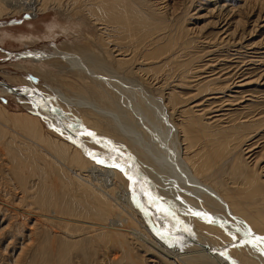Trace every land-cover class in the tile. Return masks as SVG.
<instances>
[{
  "label": "bare ground",
  "instance_id": "obj_1",
  "mask_svg": "<svg viewBox=\"0 0 264 264\" xmlns=\"http://www.w3.org/2000/svg\"><path fill=\"white\" fill-rule=\"evenodd\" d=\"M159 4L155 0H0V18L23 12L36 18L39 14L51 10L55 12L56 17L47 24L49 31L44 37L57 40L58 33L62 32L64 40L61 44L55 43L53 50L49 52L17 53L19 58L24 59L23 62L31 59L28 61L35 73L45 76L51 82L47 81L44 88L30 82V89L21 93L5 80L0 79V90L7 91L6 88H9L18 94L35 96L47 114L55 119L58 128L73 142L69 144L54 137L53 134L50 136L42 130L43 126H39V118L36 116L24 110L11 111L0 103V122L4 124L12 122L14 126L17 124L21 127L20 130H26L27 135L25 136L23 131L17 128L16 131L22 132L23 135L19 134L25 140L19 139L21 136L18 139L13 138L18 136L11 134L9 139H4L8 142L3 141V144H8V147L10 143L15 145L7 147L5 151L0 147V150L7 151L12 159L11 162L14 163L13 168L20 184L25 187L21 200L25 201L30 193L40 204V209L38 211L24 209L17 204L4 201L1 204L17 212V215L28 219L34 217L35 224L38 221L59 223L68 230L75 226L76 230L73 232L85 228L100 230L103 234L99 235L98 240L101 241L105 240L106 234L123 240L125 244L126 241L133 242V239L141 238L144 244H150L153 249L161 252L164 248L154 240V231L167 239H171L168 237L169 234L175 233L177 236L174 237L177 239L175 242L182 244L179 250L181 252L173 250L170 252L172 256L166 253L165 257L174 258L178 264H180L179 258L187 261L186 264H264V251L261 250L264 249V244L254 241L259 245L254 247L252 243L246 242L249 237L245 235L250 230L255 236L264 237V165H262L264 149H261L259 156L251 159L255 155L252 151L257 146H254L256 142L252 143V140L263 130L264 112H259V116L256 115L258 117L253 119L248 117L249 119L234 121L232 117L230 121L234 122H229L231 124L226 126L212 125L220 119L210 118L213 121L211 122L210 116L206 117L211 109H207L206 105L201 107V110L197 107L212 98H216L215 102L221 101L220 97H215L216 94L225 91L235 81L222 82V76L212 68L215 66L213 63L195 65L196 58H199L197 61L200 62L201 58L205 57L193 51V47L197 44L196 37H193L195 35L191 36L194 28L177 19L175 13L172 14L170 10L160 8ZM216 5L214 10L219 13L217 15L224 17L222 21L228 24L225 33L230 31L224 37L219 35L216 41L219 40L228 48L239 45L238 50L245 47L254 51L257 46L264 43L263 40L258 43L243 41L256 31L255 26H258L260 18L264 17L262 13L258 14L253 25L252 21L240 15V9L228 8L225 3L216 2ZM247 23L252 24L253 28L247 33L245 31L241 33L240 29ZM261 27H264V24ZM202 30L199 31V38L204 35ZM9 36L8 29L0 30V42ZM17 38L22 45L27 46H34L42 39L33 34H21ZM208 41L210 43V40ZM260 49H264V46ZM261 53H264V50ZM87 60H91L92 63L87 64ZM212 61L214 60H209ZM260 62L263 63L264 59ZM244 63L243 65L246 64ZM18 66L25 70L30 69L26 64L19 63ZM208 69L210 73H207ZM240 69L242 67L238 70ZM238 70L235 71L234 76L239 74ZM70 72L71 74L76 72L79 77L81 76L82 83L69 79L67 74ZM110 72L120 74L121 80L135 78L141 82L150 79L155 81L159 94L157 99L163 111H167L170 115L173 126L169 136H171L172 158L175 159L174 165L184 175L183 178L188 186H192L191 188L196 192L193 194L198 195L195 199L192 192V197L190 193L184 192L190 194H185L186 198L185 196L184 198L193 204V208L202 207L201 209L204 210L200 212L201 215H197L195 209L189 210L192 213L196 211L194 213L196 216L179 215L173 208L168 209L165 202L156 199L153 201L147 193L148 188L141 183L140 176L143 174L147 177L149 173L146 167L153 169L155 166L150 167L154 163L148 160L142 149L141 151L130 141L131 138L130 140L127 138L128 130L124 132L128 136L121 132L123 129L121 126L124 124L137 128L135 123H138L136 120L140 117L151 124H155L157 118L154 119L155 115L148 107L146 97L136 99L141 101L135 104L136 112H126L122 109L124 100L120 92L121 87L116 85L117 91L113 84L96 77V75L107 77ZM236 84L243 87L251 84V81L240 79ZM61 85L76 91L73 94L76 97L68 94ZM188 85L196 86L194 94L186 95L179 90L189 87ZM47 95L54 103L48 101ZM82 98H86L84 110L68 109L65 105ZM201 98L205 99L197 102L199 101L197 99ZM231 102L230 106H232ZM219 104H215L217 108L213 109L220 110L222 106ZM61 107L68 110V113H63L59 109ZM67 118H73V121L79 123L80 127H75L82 132H76L75 128L68 124ZM5 125H0V132L6 137L8 132L5 130ZM137 129L140 131L139 127ZM88 132L95 135L89 136ZM142 134L143 137H147L146 131ZM104 137L112 144L120 146L124 153L93 149L92 145H96L98 139ZM0 142L2 143V140ZM248 153L251 155L246 157ZM99 162H105L118 169L112 170V178L108 177L109 183L108 181L100 183L101 178L98 181L92 178ZM117 163L119 167L116 166ZM158 165L160 167L159 163ZM162 171L159 170V173ZM227 174L230 179L225 178ZM129 176L132 177L131 180ZM31 178L35 180L32 183ZM121 183L123 185H120ZM161 184L160 186L163 185ZM128 185L135 192L144 193L142 200L146 207L145 223L147 220L149 227L154 229V231L150 230L152 234L148 232V238L143 235L145 231L127 216L129 212L132 213L131 209H128L132 208L130 204L127 203L129 205L128 207L125 205L126 210L123 211V200H119L117 197L120 196H116L119 191L115 192L121 188L120 186H125L128 190ZM188 186L185 185L183 188L188 189ZM32 191L35 193H31ZM189 205L190 203L186 209ZM47 206H58L64 213H47L45 212ZM199 207L198 209L201 210ZM118 220L120 223H117ZM166 260L174 264L169 259Z\"/></svg>",
  "mask_w": 264,
  "mask_h": 264
},
{
  "label": "rangeland",
  "instance_id": "obj_2",
  "mask_svg": "<svg viewBox=\"0 0 264 264\" xmlns=\"http://www.w3.org/2000/svg\"><path fill=\"white\" fill-rule=\"evenodd\" d=\"M155 1H158L160 3L159 4L160 8H162L163 10L167 9V11L170 10L169 12H172V14L175 13L174 15L177 16V19H181L182 21H184L186 24H188V27L191 26V28H194L193 29L194 31L192 32L191 36H193V34L195 35L193 37H196L197 44L196 43H195L196 45L194 44L195 46L193 47V51L197 52L198 54H202V56L205 57V58H201L200 62L197 61V59L199 60V58H196L194 60L196 61L195 65L203 64L206 62L213 63V65L215 66H213L212 68L215 69L214 72H219V75L222 76L223 78L222 82L230 83L232 81H235V83L231 84L225 91L216 94L215 97H220L221 101L215 102L216 98H212L210 99V101H204L205 102L204 105L197 107L198 110L199 109L201 110V107L203 108L206 105L205 107L207 109L208 108L211 109L207 113L206 117L210 116L209 119L213 118V120H215V118L220 119V121H216L212 125L222 127L223 125L224 126L229 125L234 121L249 119L248 117L250 118L252 117V119L257 118L260 114L259 112L263 113L264 112V62L261 63L260 61L264 59V53H261L264 49H260V48L261 46H264V43L261 44L260 46H257L256 47L257 49L254 51L253 49H248L245 47L240 48V50H238L237 47L239 45L228 48L226 45L220 43L219 40L216 41V38L219 35L221 37H224L225 35H228L230 31L226 32L228 34L225 33L228 24L226 23V21L225 22L222 21L223 20L222 18L224 17L217 15L219 13L216 10H214V8H216L217 6L216 2H217L220 4L225 3L226 6H229L228 8L240 9L241 10L240 15L244 19H249V21H252L251 23L253 24V21L257 18L259 13L260 14L262 13V15L264 16V0H155ZM38 16L39 17L32 18L27 12H23L21 14L7 15L3 18H0V30L8 29L10 34L8 38H5L3 42H0V79L5 80L7 83L15 87L17 91L21 93L30 89V84H29L30 82L36 84L37 86H40L41 88H44L46 87V84L51 81L47 80L45 76L41 74L37 75L35 73L34 69H32L31 63H29L31 59H27L25 62H23L22 60L24 59L19 58L17 53H23L27 51L49 52L53 50L55 43L61 44V42L64 40L62 32L58 33L59 37L57 40L46 39L44 37L49 31V29L47 28V24L50 23L56 17V14L55 12H53V10H51L48 13L39 14ZM252 24L247 23L245 26H242L240 32L242 33L245 31L247 33L248 30L253 28ZM258 24H259L258 26L257 25L255 26L256 31L253 33L254 35L251 33L252 34L250 35L251 38L247 36V38L243 41H246V43H252V42L258 43L259 41L262 40L264 41V27H261V25L264 24V17L262 19L260 18ZM200 30H202L204 34L202 38H199L198 36ZM21 34L23 35L33 34L36 37L40 36V39L41 38L42 39L40 42H38V44L34 46L22 45L17 38ZM208 40H210V43ZM209 49H210V54L212 53L211 55L209 54ZM239 51L241 52L240 54L237 53ZM254 58L258 60H255ZM210 59H213L214 61L209 62ZM249 59L251 60L249 61ZM86 62L87 64L92 63L91 60L89 61L87 60ZM19 63L28 65L30 69L25 70L23 68H20L18 66ZM243 63L246 66L243 65ZM240 67H242V69L238 70ZM237 70L239 74H237L238 76L237 75L234 76V73H236ZM75 73L74 72H72V74L71 72L68 73L67 74L68 78L71 80L73 79V81L79 84L82 83L80 80L81 76L79 77V75L76 73L78 75L77 76L75 75ZM207 73H210V69H208ZM108 74L110 76L108 75L107 77H100L96 75V77L108 81L110 84H113L114 89H116L117 91L118 89L116 85L121 87L122 91L120 92L124 100V103L122 104L123 105L122 109H125L126 112H131V113L136 112L135 104L138 103L139 101V100L137 101L136 99H140L139 97L142 98L146 97L145 98L146 100L145 99L144 100L148 102L147 103L148 107L151 108L152 114L155 115L154 119L157 118L155 119L156 121L155 124H151L150 122H147L148 120H146L143 117H140L138 120H136L138 123H135V126H137V128L139 127L141 132L138 131V129L135 127L131 128L124 124L121 127H123L125 131H123V129H121L120 127L122 133L124 132L126 133V130H128L127 132L129 134V137L127 138L129 140L131 138L130 141L134 143L138 148H140V150L142 149L146 154V156H148V160L149 161L152 160V164L154 163L153 166H151L150 168H153L154 166L155 168L149 169L148 167H146L149 173L147 177L143 176V174H141L140 176V181L142 180L141 183H144L149 189L148 190L145 188L148 191L147 193L150 194L153 201L154 199H156L165 202L167 204L166 207L168 209L172 210L173 208V210H175V212H177L179 215L193 216L195 215L194 213L196 211L197 213L202 212L204 210L201 209L202 207L197 206L193 208L194 207L193 204L185 200L186 195H190L191 192L193 194L195 191H193V188H191L192 186L190 187L188 186V183H186L187 181H185L184 179L185 178L184 175L181 172H179L176 165H174L175 159L173 160L172 158V154H171L172 147L170 144L171 136H169V133H172L173 126L170 115L167 113V111L165 112L163 111L161 107V103L157 99L159 94L157 93V89H156L157 85L155 84V81L153 82V80L150 79L145 81L142 80L143 82H141L139 81V79H135V78H130L128 80H126L125 78L121 80L120 77L122 76L120 74L118 75L114 73L111 74V72ZM43 77H45L46 79ZM240 79H245L246 81L250 80L251 84L240 87L236 84L239 83ZM61 88L67 91V93L70 95L76 93V91H71V89L66 85H61ZM194 88L196 89L195 85L194 86L190 85L189 87L186 86V88L183 87V89H179V90L183 91L186 95H190V94L192 95L195 93ZM6 89L7 91L0 90V103L2 105H4L7 109L11 111H15L19 109V110H24L33 116H36L37 118H39V126L41 125L44 127L42 130H44L45 133H49L50 136H52L53 134L54 137L60 138V140L67 141L69 144H73L70 137L66 133H64V131L58 128L55 119L51 117L49 114H47L43 105L39 102V100L35 96L18 94L13 92L9 88ZM43 91L46 93L44 89ZM47 96H48L47 97L48 101L50 103H54L53 99L49 95ZM73 96L76 97V95ZM234 98L236 100H234ZM85 99L86 98H82L79 100L75 99L70 104H65V105H67L68 109L74 108L75 110L77 109L84 110L86 108ZM204 99L205 98L197 99L199 100L197 102H201ZM156 101L158 102V104ZM140 102L141 101H139V103ZM225 102L227 104H225ZM230 102L232 106H230ZM215 104H219L220 106H222L219 108L220 110H214L215 108H217V105ZM124 106L126 108H124ZM229 107L231 109H229ZM65 108L61 107L59 109L63 113L65 112L68 113V110L66 111ZM214 114L216 116L212 117V115ZM223 118H226L227 120ZM230 118L234 119V121L233 120L230 121L231 120ZM72 119L73 118H67V120L69 121L68 124L73 126L76 132H82L80 131L81 129L78 130L77 128L80 127L78 126L80 124L76 123V121H73ZM221 120L223 122H221ZM0 123L1 126L7 124L4 127L5 130L8 132L6 133V137L5 135L2 136L1 135L2 132H0L1 135L0 138H3L0 139L2 140V143L0 142V147H2L3 150L7 149L8 147V144H3V141L5 142L6 140L4 139H9L11 134L13 136L14 135L18 136V137H13L16 139H18L23 134L27 136L26 130L24 129L20 130L21 127L20 126L18 127L17 124L14 126L12 122L10 123L8 122L9 124L8 123L4 124L2 122ZM17 128L20 131H23V134H21L22 132L21 133L17 132L16 131L18 130ZM9 130L11 131L9 132ZM129 130L131 131L129 132ZM143 131L147 132L146 138L143 137L142 134ZM259 133L260 134H257L252 140V143L256 142L254 146L257 145L258 147L253 146L254 149L252 152L255 153V155H253L251 159L254 158V156L256 157L259 156L261 149L262 150L264 149L263 146L264 127L263 130H261ZM128 134L126 135L128 136ZM22 138L23 137L21 136L19 139ZM86 138H88V135L86 136ZM23 140L25 139L23 138ZM12 145L13 144L10 143L9 147H12ZM92 148L99 151H114L118 154L124 153L121 151L120 146H118L117 144H112L111 141L109 142L108 139H106L105 137L99 138L98 143L96 142V145L95 144L94 146L92 145ZM3 150L2 149L0 150V264H171L166 259H169L174 264H178L174 260V258H169V257L166 258L165 254L168 253L169 255L172 256V253L170 254V252H173V250L181 252L179 250L182 244L180 243L181 244L180 245L177 242H175L177 241V239H174V237H177L175 233L169 234L168 237H170L171 239H167L160 236L158 233H155L154 229L149 227L150 225L147 220L145 223V219L147 216H146V207L142 200L144 193L143 192L139 193L138 191L135 192L132 189V187L129 185H128V190L125 189V186H120L122 188L121 189L119 187L121 191L120 189H118L115 192L117 193L119 191L118 195L116 196H120L117 198L121 201L123 200L122 202L124 204H122L123 206L122 210L123 211L126 210L125 205H127V203L130 204L132 208H128V209L129 210L131 209L130 211L132 213L130 212L128 213L127 211L128 213L127 216L131 218L135 222V224L140 227L141 230L143 229L145 231V233H143L145 238H148L149 233L151 234L153 233L150 232V230L154 231V235H155L154 240L160 244V247L164 248L162 250L163 253L159 250L153 249V246H151L150 244H144L141 241V238H137L135 240L133 239V242L126 241L125 244L123 240L118 239L109 234H106L105 240L101 241L98 240L100 238L99 235L103 234L102 231L100 230L94 231L92 228H85L83 230H80L81 232L79 230H77L79 232L77 231L73 232L76 230L75 226L70 227L71 230L70 229L68 230L63 226V224H59V223L38 221L35 224L34 217L28 219L26 217H23L22 215H17L18 214L17 212H15L10 208H7L3 204H1V202L4 201L7 203L17 204V206L21 208L33 209L35 211H38L40 209V204L37 202V200L34 197L30 195V193H29V197L27 196L25 201L21 200V196L24 195L23 193H25V187L19 182L18 176L13 168L14 163L11 162L12 159H10L9 155L6 153L7 151L4 152L5 150L4 151ZM25 150L28 152L26 148ZM251 153H248L245 156L247 157L248 155H251ZM158 163L160 164V167ZM62 165L66 167V165L64 164ZM262 165H264V160L262 161ZM97 166L100 170L98 168H97L98 171L97 169L94 170L92 178L94 177L95 178L94 180L97 179L96 181H98V179L101 178L103 182L101 179H99V181H101L100 183H105L107 181H108L107 183H109L110 182L109 180L112 178V170L114 169L118 170L116 167H113L105 162L104 163L99 162L97 163ZM159 170L160 171L163 170L162 172L165 173L161 172L162 173L161 175V173H159ZM156 173L157 176L155 175ZM151 176L152 178H150ZM103 178L105 179V181ZM225 178L230 179L229 174H227ZM34 181L35 180L31 178L30 182L32 183ZM123 183H121L120 185H123ZM159 183L160 184L162 183L165 186H163L162 184H161L162 186H160ZM185 185L188 186L187 188L189 189V191L188 189H186V187L183 188ZM190 188L192 190H190ZM157 189L159 190L162 189V190L161 192L159 190L158 192H156ZM184 189H186V191H182ZM184 192H188L190 194ZM31 193H35V192L32 191ZM193 195L195 196V194ZM197 196L198 195H196L194 198L197 199ZM183 202L185 203L183 204ZM188 203H190V205L189 208L186 209V207H188ZM183 207L185 209H183ZM198 207L201 210H199ZM189 209H191V211L195 209L196 211H193L192 213ZM45 212L52 214L64 213L60 211L58 206H47L45 208ZM187 212L191 215H189ZM117 223H120V221L118 220ZM76 235L79 237H77ZM70 236L71 237L75 236V238H71ZM72 240L77 242L74 243ZM68 245H70L71 247H68ZM178 260L180 261V264L187 263V261H183L180 258Z\"/></svg>",
  "mask_w": 264,
  "mask_h": 264
},
{
  "label": "snow or ice",
  "instance_id": "obj_3",
  "mask_svg": "<svg viewBox=\"0 0 264 264\" xmlns=\"http://www.w3.org/2000/svg\"><path fill=\"white\" fill-rule=\"evenodd\" d=\"M87 134L89 136H94L95 135L94 133H91V132H88ZM116 166L119 167V164L117 163ZM121 170L123 171L124 169H121ZM125 174L127 175V173H125ZM129 179L131 180L132 177L129 176ZM196 214L197 215H201V213H196ZM245 235L249 237V239L246 242L252 243L254 247L259 246L256 243H254V241H258L260 244H264V237L255 236L254 234H252L250 232V230L248 232H246ZM261 250L264 251V249H261Z\"/></svg>",
  "mask_w": 264,
  "mask_h": 264
},
{
  "label": "water",
  "instance_id": "obj_4",
  "mask_svg": "<svg viewBox=\"0 0 264 264\" xmlns=\"http://www.w3.org/2000/svg\"><path fill=\"white\" fill-rule=\"evenodd\" d=\"M24 94V93H23Z\"/></svg>",
  "mask_w": 264,
  "mask_h": 264
}]
</instances>
